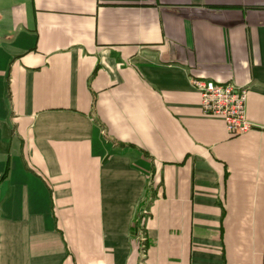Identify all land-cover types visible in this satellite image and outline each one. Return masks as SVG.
I'll list each match as a JSON object with an SVG mask.
<instances>
[{"label":"crops","instance_id":"crops-1","mask_svg":"<svg viewBox=\"0 0 264 264\" xmlns=\"http://www.w3.org/2000/svg\"><path fill=\"white\" fill-rule=\"evenodd\" d=\"M7 156L0 264H264V0H0Z\"/></svg>","mask_w":264,"mask_h":264},{"label":"built area","instance_id":"built-area-1","mask_svg":"<svg viewBox=\"0 0 264 264\" xmlns=\"http://www.w3.org/2000/svg\"><path fill=\"white\" fill-rule=\"evenodd\" d=\"M191 85L199 93L201 112L221 118L228 136L244 134L253 127L245 114L247 88L244 85L228 82L226 86H217L212 80L197 78L191 79ZM141 225L137 236L144 240Z\"/></svg>","mask_w":264,"mask_h":264},{"label":"trees","instance_id":"trees-1","mask_svg":"<svg viewBox=\"0 0 264 264\" xmlns=\"http://www.w3.org/2000/svg\"><path fill=\"white\" fill-rule=\"evenodd\" d=\"M9 165H10V159H9V156H7L6 161H5L4 171L0 177V180L4 179L7 176V173L9 171ZM142 206L143 205H141L140 207ZM141 209L142 208L139 209V212L137 213V215L135 216L132 222V232H135V233H137L141 225V221H142Z\"/></svg>","mask_w":264,"mask_h":264},{"label":"bare ground","instance_id":"bare-ground-1","mask_svg":"<svg viewBox=\"0 0 264 264\" xmlns=\"http://www.w3.org/2000/svg\"><path fill=\"white\" fill-rule=\"evenodd\" d=\"M217 86H226V84H217Z\"/></svg>","mask_w":264,"mask_h":264}]
</instances>
